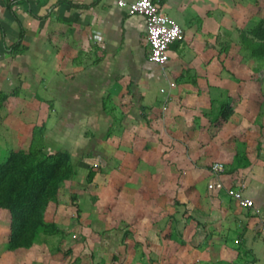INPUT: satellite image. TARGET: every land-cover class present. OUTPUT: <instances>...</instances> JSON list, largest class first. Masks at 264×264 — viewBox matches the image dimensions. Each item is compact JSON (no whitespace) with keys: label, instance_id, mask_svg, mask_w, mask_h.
Returning <instances> with one entry per match:
<instances>
[{"label":"crops","instance_id":"1","mask_svg":"<svg viewBox=\"0 0 264 264\" xmlns=\"http://www.w3.org/2000/svg\"><path fill=\"white\" fill-rule=\"evenodd\" d=\"M152 1L184 31L163 65L148 58L145 18L113 0H0V100H40L78 214L92 167L131 185L128 223H84L94 264L136 243L154 264L182 251L190 264H264V0ZM217 161L252 208L207 189ZM68 216L67 233L79 227Z\"/></svg>","mask_w":264,"mask_h":264},{"label":"rangeland","instance_id":"2","mask_svg":"<svg viewBox=\"0 0 264 264\" xmlns=\"http://www.w3.org/2000/svg\"><path fill=\"white\" fill-rule=\"evenodd\" d=\"M41 108L40 100H0V164L10 154L20 153L28 158L24 168L34 169L39 159L37 152L43 136ZM44 109H47V114H49V107L44 106ZM91 171L93 174L87 176H91L93 184L84 187L83 191L86 197L81 201V208L86 209L81 210V214H78V218L76 217V207L70 200L72 189L70 193L67 189L69 186L65 184L67 178L71 176L68 177V173H66L57 184L56 198L51 199L45 208L43 224L37 232L32 247L27 250L19 252L9 250L10 214L0 211V264H94L95 260L90 259L88 248L96 246L93 239L96 240L97 235L89 234L87 228L80 226L76 228L77 230L68 233L61 232V229L67 231L69 227L71 218L69 219L68 215L73 216L72 221L74 222L81 219L82 226L84 223L92 222V226L99 230H102L105 227L104 223L107 222L126 224L132 219V216L123 214L127 211L125 204L131 185L126 182L119 185L111 184L113 180L110 179V174L100 175L98 168L93 169V167L90 173ZM114 187V190L111 189ZM169 188L170 186L166 187V189ZM116 191L120 192L122 198L121 203L118 202L120 205L118 216L115 214L114 205ZM156 205L148 206L156 210L158 208ZM90 235H92V239ZM73 240L75 243L70 244ZM145 253L140 248V243H136L133 257L124 258L117 264H154L155 262H152L155 261V256L148 257ZM180 261L183 264H190L188 254L186 255L182 251L181 256L172 257L164 264H179ZM161 262L157 264H163Z\"/></svg>","mask_w":264,"mask_h":264},{"label":"trees","instance_id":"3","mask_svg":"<svg viewBox=\"0 0 264 264\" xmlns=\"http://www.w3.org/2000/svg\"><path fill=\"white\" fill-rule=\"evenodd\" d=\"M261 49L264 54V40ZM37 154L39 159L33 170L24 168L28 158L20 153L10 154L0 164V211L10 214L8 245L12 252L32 247L42 227L45 208L51 199L56 198L59 180L66 173L69 177L75 171L69 153L65 150L46 152L42 137ZM76 211L78 218V209ZM76 226L84 227L79 220ZM60 231L66 233L62 229ZM98 236L100 238L102 233ZM92 252L90 256L93 259Z\"/></svg>","mask_w":264,"mask_h":264},{"label":"built area","instance_id":"4","mask_svg":"<svg viewBox=\"0 0 264 264\" xmlns=\"http://www.w3.org/2000/svg\"><path fill=\"white\" fill-rule=\"evenodd\" d=\"M117 6L125 8L130 15H140L146 20V42L149 48L150 62L163 65L169 59L170 45L184 39L182 27L171 17L164 14L152 0H113ZM174 83H170L173 87ZM164 92V90H161ZM227 170L223 162H214L210 166L212 178L207 183L209 191H224L241 208H252L251 199L244 197L241 189L226 186L222 176ZM264 234V226L261 228Z\"/></svg>","mask_w":264,"mask_h":264}]
</instances>
